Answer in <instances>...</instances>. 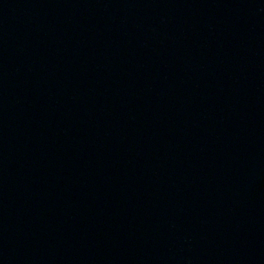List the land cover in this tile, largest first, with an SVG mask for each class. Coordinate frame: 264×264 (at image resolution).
I'll use <instances>...</instances> for the list:
<instances>
[{
  "label": "water",
  "instance_id": "95a60500",
  "mask_svg": "<svg viewBox=\"0 0 264 264\" xmlns=\"http://www.w3.org/2000/svg\"><path fill=\"white\" fill-rule=\"evenodd\" d=\"M0 264H264V0H0Z\"/></svg>",
  "mask_w": 264,
  "mask_h": 264
}]
</instances>
